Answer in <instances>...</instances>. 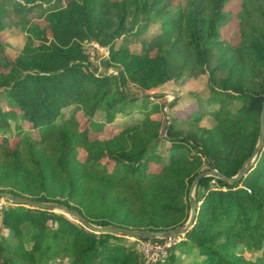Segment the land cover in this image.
<instances>
[{
	"label": "trees",
	"instance_id": "trees-1",
	"mask_svg": "<svg viewBox=\"0 0 264 264\" xmlns=\"http://www.w3.org/2000/svg\"><path fill=\"white\" fill-rule=\"evenodd\" d=\"M228 2L186 0L170 16L171 0H68L65 5L14 0L19 16L14 25L38 42L12 60L0 44V193L63 204L96 226L145 231L182 226L193 180L206 170L235 176L256 144L264 79L249 81L246 71L264 75V0L241 1L239 46L219 57L208 74L209 103L218 106L211 128L187 137L171 133L174 120L161 126L145 119L105 142L93 137L102 130L93 117L99 111L118 114L131 102L134 97L124 93L128 82L147 92L169 80L164 57L151 56L146 45L139 54L115 49L118 38L142 33L158 20L168 51L189 52L205 74L212 40L230 19L224 12ZM37 9L46 12L49 37L31 25L30 14ZM85 42L108 48L106 67L114 75H97ZM72 106L85 123L76 114L61 118ZM18 119L28 122L39 140L16 126L18 141L11 149L5 134ZM165 129L168 162L151 173L145 159ZM79 148L85 151L82 161ZM195 201V223L160 264H183L185 256L192 259L188 264H264V150L235 184L202 179ZM0 223V264H142L128 239L95 234L62 214L6 204ZM255 253L260 256L250 260Z\"/></svg>",
	"mask_w": 264,
	"mask_h": 264
},
{
	"label": "rangeland",
	"instance_id": "rangeland-1",
	"mask_svg": "<svg viewBox=\"0 0 264 264\" xmlns=\"http://www.w3.org/2000/svg\"><path fill=\"white\" fill-rule=\"evenodd\" d=\"M13 1L14 0H0V11L3 12L0 15V21L4 24L3 30L0 31V44L4 54L10 60L14 59L21 50L31 42L34 44L38 42L34 39L33 35L21 29V27L14 25L15 22L18 21L19 16L15 11ZM36 1L39 2V0ZM67 1L68 0H61V3L65 5ZM241 1L242 0H229L224 8V12L230 19L228 22L220 25L218 32L212 40V44L210 43L212 60L205 74L200 73L199 68L194 65L189 52L170 53L168 51V41L161 32V22L158 20L149 25L142 33L118 38L114 42L115 49L128 48L131 53L139 54L142 50V46L146 45L151 56L164 57L167 61L169 80L164 85L147 92L141 91L137 86L128 82L124 87L126 96L130 98L136 96L140 97L133 98L131 102L124 103L118 114H111L109 116L106 115L105 112H96L93 117V122L98 126H102V130L97 132L96 135H93V137L100 141H110L127 129L141 124L145 119L158 122L161 126H165L166 120L168 119L170 123L174 120L175 126L174 129L171 130V133L187 137H192L194 134L198 133L201 128H211L215 120L214 113H216L218 106L210 105L211 96H213V94L209 89L208 74L216 66L219 57L221 58L227 55L226 51L236 47L240 42V39H238V18L241 12ZM185 3L186 0H171L173 11H171L170 16H172V12L174 15L180 8H184ZM45 15L46 12H44V9H37L30 14V21L34 29L37 31L43 30L49 37L50 26L44 19ZM84 49L87 55L93 58L90 62H93L94 66L97 68V75L115 74L112 68L106 67V61L109 56L108 48L101 47L96 43L85 42ZM219 76L224 77L225 73H220ZM246 76L249 81L264 79V75L254 76L249 73V70L246 71ZM254 83L255 82L249 87L252 88ZM155 94H166V96L155 98ZM1 100L5 102L4 98ZM164 103L167 104L164 106ZM73 114H76L81 122L85 123V119L82 118V113L77 112L74 106L63 110L61 118H69ZM198 117L200 118L197 123L195 119ZM16 126H20L24 132L29 133L33 140H39L38 132L33 130L28 122L20 121L19 119L11 121L10 132L5 134L11 149L15 147L18 141ZM83 128L84 125L82 123L81 129ZM159 134L160 140L157 143L154 154L147 155L145 159V164L147 163L149 166L148 170L151 173H159L162 167L168 162L170 143L166 139V129L162 131V134L159 131ZM1 142L2 140L0 138V143ZM84 155L85 151L79 148L78 159L80 161L84 159ZM2 189L4 188H0V190ZM6 204L9 203L0 200V208ZM69 219L73 220V218ZM2 233L5 234V231H2ZM138 244L140 245V243L134 239H128L126 242L127 246L133 247L141 258L142 264H144L141 247L138 248ZM259 256L260 253L251 254L250 260ZM191 261L192 259L190 256H185L182 263L188 264ZM12 263H14V261H12Z\"/></svg>",
	"mask_w": 264,
	"mask_h": 264
},
{
	"label": "water",
	"instance_id": "water-1",
	"mask_svg": "<svg viewBox=\"0 0 264 264\" xmlns=\"http://www.w3.org/2000/svg\"><path fill=\"white\" fill-rule=\"evenodd\" d=\"M161 96H166V94H159ZM149 96V95H147ZM136 96L134 98H138ZM264 150V100L262 103V109L259 116V127H258V137L254 149L251 155L243 163L239 171L235 176H225L217 170H206L201 172L192 182L189 192V217L188 220L182 225L174 229L166 231H145V230H134L130 228H122L117 226H96L88 222L84 217H82L76 210L68 208L63 204L58 203H43L37 201H31L26 198L15 196L7 193H0V200L6 201L9 204L16 206H23L29 209H37L46 212H52L57 214L65 215L69 218H74L77 223H79L85 229L101 235H111L120 238L134 239V240H152V239H168L172 237H177L184 235L192 228L195 223L198 207L195 201V190L199 182L206 177L218 178L219 180L226 182L230 185L239 182L244 179L256 166L258 159Z\"/></svg>",
	"mask_w": 264,
	"mask_h": 264
},
{
	"label": "built area",
	"instance_id": "built-area-1",
	"mask_svg": "<svg viewBox=\"0 0 264 264\" xmlns=\"http://www.w3.org/2000/svg\"><path fill=\"white\" fill-rule=\"evenodd\" d=\"M90 61L93 60L89 56ZM162 241L152 240H137L138 248L141 247L144 264H160L163 263L168 256L169 250L184 241V235L172 237L168 239H161Z\"/></svg>",
	"mask_w": 264,
	"mask_h": 264
}]
</instances>
